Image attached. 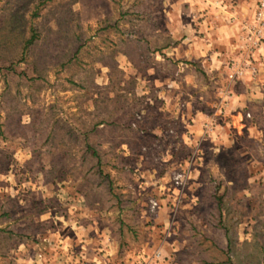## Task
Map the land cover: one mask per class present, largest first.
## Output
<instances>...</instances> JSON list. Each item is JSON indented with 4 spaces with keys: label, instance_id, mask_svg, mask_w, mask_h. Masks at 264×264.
Returning a JSON list of instances; mask_svg holds the SVG:
<instances>
[{
    "label": "rangeland",
    "instance_id": "1",
    "mask_svg": "<svg viewBox=\"0 0 264 264\" xmlns=\"http://www.w3.org/2000/svg\"><path fill=\"white\" fill-rule=\"evenodd\" d=\"M240 1L0 0V264H264V40L171 49Z\"/></svg>",
    "mask_w": 264,
    "mask_h": 264
},
{
    "label": "crops",
    "instance_id": "2",
    "mask_svg": "<svg viewBox=\"0 0 264 264\" xmlns=\"http://www.w3.org/2000/svg\"><path fill=\"white\" fill-rule=\"evenodd\" d=\"M209 0H206L208 2ZM246 0H241L237 5L231 9L237 11L238 7L245 6ZM201 8H206L208 12H202L197 14L195 12L199 6H192L191 12L188 13L191 17V22L193 25H196L197 28L186 27L185 30L180 28V36L178 38L179 42L171 46V49L178 51H184L185 54H192L194 56L202 55V62L204 66H211L218 64V59L223 55H230L235 53L234 43L232 44L233 39L236 40L237 37V26L236 19L244 16L243 13L247 11H240L237 16L234 13H231V10L217 8V13H212L213 8L202 3ZM222 10V11H220ZM215 11V10H214ZM208 13V15H206ZM214 14V15H213ZM233 17V19H232ZM196 30H199L201 36L198 38V33ZM196 32V36L194 33ZM219 52V53H218ZM233 52V53H232ZM217 54L219 58H216ZM229 94V95H228ZM233 94L230 91H227V100L233 99ZM210 211V209H209ZM152 252H158L159 250L154 249ZM152 254V253H151ZM157 255L156 257H158ZM155 258V257H154Z\"/></svg>",
    "mask_w": 264,
    "mask_h": 264
},
{
    "label": "built area",
    "instance_id": "3",
    "mask_svg": "<svg viewBox=\"0 0 264 264\" xmlns=\"http://www.w3.org/2000/svg\"><path fill=\"white\" fill-rule=\"evenodd\" d=\"M264 40V0H254L249 15L242 17L238 22L239 56L231 60L226 72L228 80L242 78L245 74L256 72V52ZM264 66V63H263ZM177 182V181H175ZM155 201H151L153 207ZM158 253H156L157 255Z\"/></svg>",
    "mask_w": 264,
    "mask_h": 264
},
{
    "label": "trees",
    "instance_id": "4",
    "mask_svg": "<svg viewBox=\"0 0 264 264\" xmlns=\"http://www.w3.org/2000/svg\"><path fill=\"white\" fill-rule=\"evenodd\" d=\"M34 38H35L34 33L31 32L30 35L23 42V45H22V50L23 51L28 47L29 44H31L33 42ZM85 147L88 149L87 145ZM90 154H95V151L93 149H90ZM92 168L94 169L96 174L100 177V179H102V181L104 182L106 180L105 179L106 177L100 171V161H99L98 158L95 159V162L92 165ZM106 185L108 186V182L106 183ZM212 198H213V204H212V208L210 210L214 212V215L216 216L215 217L216 218V223L215 224H216L217 227H219V226L222 225L221 222H220V210H221L222 196L221 195H217V193H215V192H212ZM229 242L227 243L228 247L230 246ZM228 264H232V262H230Z\"/></svg>",
    "mask_w": 264,
    "mask_h": 264
}]
</instances>
